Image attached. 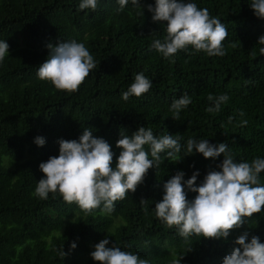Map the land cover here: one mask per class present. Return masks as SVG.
Wrapping results in <instances>:
<instances>
[{
  "label": "trees",
  "instance_id": "obj_1",
  "mask_svg": "<svg viewBox=\"0 0 264 264\" xmlns=\"http://www.w3.org/2000/svg\"><path fill=\"white\" fill-rule=\"evenodd\" d=\"M80 2L0 0V41L9 45L0 62V264H98L91 253L105 238L108 247L116 245L150 264H223L244 232L248 242L257 236L264 243V209L244 217V225L226 240L195 235L185 240L154 211L163 185L178 172L187 181L198 171V187L210 170H220L223 155L215 160L195 150L185 155L189 139L227 143L234 162L264 159V54L259 50L264 45L258 44L264 20L255 16L251 0H186L207 8L225 25L226 55L209 57L201 51L190 56V46L169 59L149 50L154 40L166 37V22L154 23L147 9L155 0H140L142 7L129 0L123 11L117 0H97L95 11H79ZM71 41L86 46L96 67L69 94L41 81L37 72L50 55L49 43ZM141 72L151 89L123 100L122 93ZM184 94L192 102L175 120L172 102ZM210 94L228 95L219 112L206 111L214 107ZM140 127L151 128L157 138L178 135L181 152L176 161L161 153L163 163L149 169L137 191L116 201L110 214H102L101 205L85 215L58 192L46 200L34 195L44 177L39 165L59 155L61 139L78 141L89 128L111 145L115 167L121 151L117 141ZM37 137L44 138L43 147L34 142ZM145 150L151 159L149 146ZM259 179L264 186V172ZM184 187L192 201L197 193Z\"/></svg>",
  "mask_w": 264,
  "mask_h": 264
},
{
  "label": "clouds",
  "instance_id": "obj_2",
  "mask_svg": "<svg viewBox=\"0 0 264 264\" xmlns=\"http://www.w3.org/2000/svg\"><path fill=\"white\" fill-rule=\"evenodd\" d=\"M119 11H123L129 0H117ZM133 6L142 7L140 0H131ZM97 0H81L78 10L97 9ZM250 6L259 19L264 20V0H251ZM154 23L166 22V37L163 41L156 39L149 50H156L165 59H169L180 50H194V55L203 51L209 57L226 55L223 41L228 33L225 25L210 16L207 8L200 9L195 3L186 0H155V6H147ZM264 45V36L258 41ZM233 47L235 45H232ZM50 55L38 68L37 76L41 81L49 82L56 90L69 94L78 91L80 85L95 69L93 56L83 43L76 41L60 42L57 46L47 45ZM260 52L264 54V47ZM9 54V45L0 41V62ZM254 54V53H253ZM152 87V82L141 72L134 75V81L122 99L141 97ZM208 100L214 107L207 112H219L221 105L229 100L228 95H209ZM191 98L184 94L175 99L171 105L173 119L179 120L181 110L191 104ZM244 117L245 113H239ZM233 117L229 118L231 123ZM241 125L248 121L241 120ZM221 127H224L222 124ZM43 147L45 140L37 137L34 141ZM59 143V155L50 157L39 165L44 177L38 181L34 195L40 199H48L49 194L57 192L66 203H75L85 215L103 206L102 214L114 211L116 201L126 198L129 192L135 193L149 169L158 168L163 160L161 153H166L167 160L176 161L181 152L179 138L164 135L157 138L151 128L140 127L131 137L122 135L116 147L121 149L115 167L114 153L111 145L103 138L93 136L87 128L79 140H63ZM145 146L150 148L145 150ZM187 152L194 150L205 159L215 160L223 155L222 164L217 170H210L200 186H196L200 173L195 172L190 179L184 181V173L178 172L164 185L162 201L155 204L156 217L169 228L175 226L178 234L187 240L195 235L210 240L227 239L233 230L241 228L244 217H252L264 209V186H260L259 175L264 172V159L256 158L251 163L234 162L228 152L227 143L213 145L207 139L198 142L187 141ZM193 193H197L192 201L187 198L184 185ZM147 201L141 200V204ZM249 233L240 235L236 247L230 255L223 259V264H264V243L253 236L248 242ZM110 241L105 238L95 245L91 253L98 264H150L138 254L122 251L116 245L108 247ZM76 244H72L75 249ZM64 256L65 253L63 252Z\"/></svg>",
  "mask_w": 264,
  "mask_h": 264
}]
</instances>
